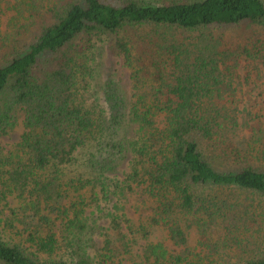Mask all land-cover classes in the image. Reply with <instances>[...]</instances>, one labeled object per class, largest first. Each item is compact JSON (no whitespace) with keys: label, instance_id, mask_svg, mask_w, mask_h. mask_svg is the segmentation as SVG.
Wrapping results in <instances>:
<instances>
[{"label":"trees","instance_id":"obj_1","mask_svg":"<svg viewBox=\"0 0 264 264\" xmlns=\"http://www.w3.org/2000/svg\"><path fill=\"white\" fill-rule=\"evenodd\" d=\"M22 4L0 38V138L22 129L0 142V264H264V127L223 89L228 60L264 65V0ZM106 48L127 93L96 88Z\"/></svg>","mask_w":264,"mask_h":264},{"label":"rangeland","instance_id":"obj_2","mask_svg":"<svg viewBox=\"0 0 264 264\" xmlns=\"http://www.w3.org/2000/svg\"><path fill=\"white\" fill-rule=\"evenodd\" d=\"M154 1V0H152ZM171 0H156V3H168ZM20 6H24L22 4V0H0V38L2 37H11L14 31L19 29V25H22V22L25 20V15L20 13ZM20 25V26H21ZM211 32L213 36H218L223 34L224 39L229 36V40L235 38H240L242 35L237 33L238 30L232 29H212V30H204L203 33ZM22 32V30L20 31ZM197 32H180V38H184L186 42L198 41ZM101 43V42H100ZM139 50V49H138ZM101 55L99 59L101 61V67L99 68L100 74L98 77V83L96 88H99V84L102 83L108 73H111L117 78L120 83L123 85L122 90L127 93L130 89V79H129V69L123 65V59L121 55H118L115 52H112L110 49L106 48L104 51L100 50ZM228 65H230V69L225 71L222 67L221 70L228 73L227 78L225 77L224 82V101L227 105L231 106L235 104L239 110L238 117L241 121L243 117L247 115L249 111L254 112L255 110H259L260 119L256 116L255 113L251 114L252 120L249 123H253L255 121H261L262 126L264 127V65L257 63L255 61L247 62L243 58H236L235 60H228ZM231 73V74H230ZM100 92V90H99ZM221 101V100H220ZM256 118V119H253ZM248 118V119H249ZM21 127H17L15 131L10 133L8 136H3L0 138L1 144L5 147V150H8L16 140H18ZM249 133L248 128L242 129L239 134ZM258 164H262L258 162ZM226 193L233 194L230 191H226ZM243 197L248 199L249 201L252 199L251 194L244 193ZM130 202L134 201V197L130 198ZM140 198L136 200L134 204L141 205ZM130 203H128L129 205ZM148 205V203H147ZM1 207V206H0ZM129 208V209H127ZM126 212L134 216L136 219L138 216V212H136V207L129 205L126 207ZM142 212V210H140ZM144 215L149 213L148 208L146 210L143 209ZM0 216L6 218L5 213H0ZM190 237H189V246L190 248H194V250L199 251L201 245L198 242L197 234L195 228L190 229ZM216 234V233H215ZM160 235L158 232H153L152 238L154 236ZM218 235V234H216ZM255 242L252 241L249 243V249L253 246ZM222 244H225L224 242ZM136 247V244L133 245ZM226 249L224 248L221 255L224 254ZM235 259L234 255L230 256Z\"/></svg>","mask_w":264,"mask_h":264}]
</instances>
